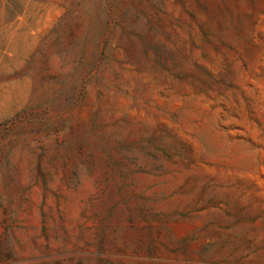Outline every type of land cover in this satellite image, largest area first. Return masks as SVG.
Instances as JSON below:
<instances>
[{"label":"rangeland","instance_id":"rangeland-1","mask_svg":"<svg viewBox=\"0 0 264 264\" xmlns=\"http://www.w3.org/2000/svg\"><path fill=\"white\" fill-rule=\"evenodd\" d=\"M0 264H264V0H0Z\"/></svg>","mask_w":264,"mask_h":264}]
</instances>
